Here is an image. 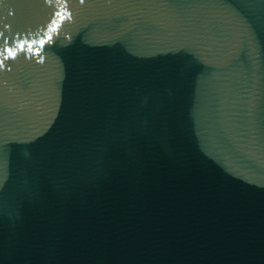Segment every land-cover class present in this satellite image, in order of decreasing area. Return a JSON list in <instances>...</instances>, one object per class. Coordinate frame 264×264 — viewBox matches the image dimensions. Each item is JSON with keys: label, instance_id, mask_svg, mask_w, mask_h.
<instances>
[{"label": "water", "instance_id": "1", "mask_svg": "<svg viewBox=\"0 0 264 264\" xmlns=\"http://www.w3.org/2000/svg\"><path fill=\"white\" fill-rule=\"evenodd\" d=\"M9 47L0 264H264V0H0Z\"/></svg>", "mask_w": 264, "mask_h": 264}, {"label": "snow or ice", "instance_id": "2", "mask_svg": "<svg viewBox=\"0 0 264 264\" xmlns=\"http://www.w3.org/2000/svg\"><path fill=\"white\" fill-rule=\"evenodd\" d=\"M41 43L43 44L44 42L41 41ZM21 49H23V45H20ZM39 50H37L38 52ZM7 53V55L5 56L4 53ZM17 54L15 52L12 51V49L9 47V48H5L3 50V52H0V57H2V59H0V64H3V62L9 58H15Z\"/></svg>", "mask_w": 264, "mask_h": 264}]
</instances>
